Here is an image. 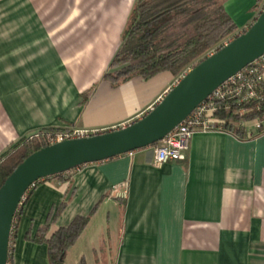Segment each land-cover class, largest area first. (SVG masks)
<instances>
[{
    "label": "crops",
    "instance_id": "obj_1",
    "mask_svg": "<svg viewBox=\"0 0 264 264\" xmlns=\"http://www.w3.org/2000/svg\"><path fill=\"white\" fill-rule=\"evenodd\" d=\"M134 2L0 1V156L43 129L111 130L140 119L177 83L168 72L117 86L102 79ZM255 3H224L238 35L258 15ZM152 158L148 147L38 184L22 207L13 264H48L46 245L24 237L61 203L52 231L89 217L63 264H264V133L197 132L182 160Z\"/></svg>",
    "mask_w": 264,
    "mask_h": 264
},
{
    "label": "trees",
    "instance_id": "obj_2",
    "mask_svg": "<svg viewBox=\"0 0 264 264\" xmlns=\"http://www.w3.org/2000/svg\"><path fill=\"white\" fill-rule=\"evenodd\" d=\"M226 1L135 0L121 35L120 46L110 62V70L104 73L102 79L117 86L134 77L149 80L164 72L180 78L209 53L238 35L236 25L224 10ZM263 3L264 0H256L253 9L259 13ZM212 118L222 124L223 132L232 134L238 140L258 136L264 133V129L248 137L251 132L247 125L264 120V98L246 105H237L232 100L221 101ZM66 130L43 129L35 136L22 138L10 145L0 156V187L28 156L49 146L48 135ZM63 174L40 180L27 191L12 222L9 264H13V245L25 201L38 184L47 179L61 178ZM64 207L65 203H61L51 208L44 224L34 234L28 231L24 237L30 243L46 245L48 264L64 263L67 251L88 223L89 217L77 216L66 227L52 231L51 227ZM78 264H85L84 259H80Z\"/></svg>",
    "mask_w": 264,
    "mask_h": 264
},
{
    "label": "water",
    "instance_id": "obj_3",
    "mask_svg": "<svg viewBox=\"0 0 264 264\" xmlns=\"http://www.w3.org/2000/svg\"><path fill=\"white\" fill-rule=\"evenodd\" d=\"M264 54V4L251 25L180 77L138 121L95 136L64 140L28 156L0 187V264H7L14 216L38 181L152 147L226 80Z\"/></svg>",
    "mask_w": 264,
    "mask_h": 264
},
{
    "label": "built area",
    "instance_id": "obj_4",
    "mask_svg": "<svg viewBox=\"0 0 264 264\" xmlns=\"http://www.w3.org/2000/svg\"><path fill=\"white\" fill-rule=\"evenodd\" d=\"M230 41L231 40L226 41L223 46L228 44ZM214 52L209 53L208 56L212 55ZM263 98L264 54L221 84L176 128L167 134L160 142L153 145V164L163 165L182 160L184 155L189 150L190 141L193 135L197 132L222 131V124L216 119L212 118V114L215 112L221 101L232 100L237 105H246L252 101H261ZM138 120L139 119L132 120L121 126L114 127L111 130L68 129L64 132L48 135L47 142L49 145H52L64 140L87 138L112 130L124 128ZM263 121H255L253 123L256 131L263 129ZM248 137H252V134L248 133ZM66 173L68 172H65V174ZM11 253L12 245L9 241L8 257ZM7 264H9L8 261Z\"/></svg>",
    "mask_w": 264,
    "mask_h": 264
},
{
    "label": "rangeland",
    "instance_id": "obj_5",
    "mask_svg": "<svg viewBox=\"0 0 264 264\" xmlns=\"http://www.w3.org/2000/svg\"><path fill=\"white\" fill-rule=\"evenodd\" d=\"M0 1H3V0H0ZM32 1H34L35 3H38L40 6H42V5H44L45 3H44V1L45 0H32ZM57 1V0H56ZM71 0H69V2H70ZM264 4V3H263ZM133 8V7H132ZM234 22V21H233ZM236 27H239V25H236ZM241 112L240 113H242V110H240ZM253 124V123H252ZM112 246H114L113 244H111V247ZM113 251L114 250H106V257H107V259H108V257L110 256V254H111V256L113 255ZM66 264H70V261L68 260V262L66 263ZM100 264H109V260H103Z\"/></svg>",
    "mask_w": 264,
    "mask_h": 264
}]
</instances>
